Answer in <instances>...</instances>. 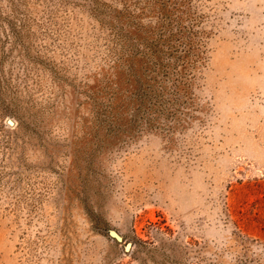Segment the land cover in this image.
<instances>
[{
  "label": "rangeland",
  "instance_id": "1",
  "mask_svg": "<svg viewBox=\"0 0 264 264\" xmlns=\"http://www.w3.org/2000/svg\"><path fill=\"white\" fill-rule=\"evenodd\" d=\"M0 264H264V0H0Z\"/></svg>",
  "mask_w": 264,
  "mask_h": 264
}]
</instances>
